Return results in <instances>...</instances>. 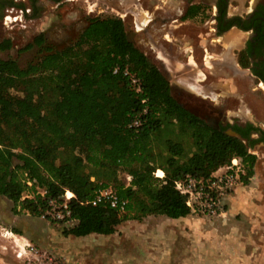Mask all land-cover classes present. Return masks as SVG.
<instances>
[{"label": "trees", "instance_id": "obj_1", "mask_svg": "<svg viewBox=\"0 0 264 264\" xmlns=\"http://www.w3.org/2000/svg\"><path fill=\"white\" fill-rule=\"evenodd\" d=\"M10 46L0 41V50ZM32 47L39 55L23 67L0 59V195L14 210L40 216L69 191L75 223L63 234L109 235L124 220L189 215L175 187L187 175L208 178L239 158L240 181L252 176L255 141L185 108L158 66L128 41L120 17L87 18L62 47L39 33L23 50ZM105 187L126 200L124 211L86 203Z\"/></svg>", "mask_w": 264, "mask_h": 264}, {"label": "rangeland", "instance_id": "obj_2", "mask_svg": "<svg viewBox=\"0 0 264 264\" xmlns=\"http://www.w3.org/2000/svg\"><path fill=\"white\" fill-rule=\"evenodd\" d=\"M1 1H13L14 6L0 8V41L9 39L11 44L9 49L0 50V59H16L23 67L39 55L37 47L23 50L37 34L43 33L48 43L62 47L77 37L87 18L117 16L128 32H134L136 46L167 76L173 96L184 107L212 126L236 112L264 126V101L252 90L256 87L252 76L236 67L232 70L236 75L228 79L232 63L227 48L216 74L210 63L205 67L191 58L187 50L196 43V33H191L188 22L171 21L181 6L177 0ZM157 4L162 8H157ZM161 17L165 18L162 27L157 23ZM230 40H235L234 34ZM224 76L225 80H219ZM211 92H221V96L215 97ZM249 152L256 156L253 174L246 184L239 180L224 197V214L190 212L182 219L159 215L157 220L145 222L140 230L136 220L128 219L118 224L112 235L66 236L63 229L74 221L43 218L19 207L14 210L13 203L0 195V264H149L147 250L151 246L147 242L149 247L125 241L127 233L139 231L155 232L157 238L172 235L197 239L190 241L192 246L187 251L177 250L170 256L160 253L157 261L165 264H264V143L253 144ZM228 165L217 174L224 173ZM159 171L157 176H162ZM201 235L208 236L202 237L207 240L199 241Z\"/></svg>", "mask_w": 264, "mask_h": 264}, {"label": "flooded vegetation", "instance_id": "obj_3", "mask_svg": "<svg viewBox=\"0 0 264 264\" xmlns=\"http://www.w3.org/2000/svg\"><path fill=\"white\" fill-rule=\"evenodd\" d=\"M177 1L181 3V6L176 14L177 17L171 21H179V24H183L185 22L189 23L188 28L191 33H196L194 35L197 38V41L195 44L192 43L187 51L190 52V56L193 60L197 59L198 62L205 67L206 63H212L211 66L213 68V74L218 73L220 70L218 67V65H220L219 61L223 60L226 56V33L231 29H235L237 32L241 33L238 43L230 45L227 48L229 50V59L232 63V67L230 66L229 68L230 74L228 79L230 80L232 79V75H236L235 72L232 73L233 68L235 69L238 67L239 70H247L256 84V87L252 90L255 91L257 95L261 96L264 101V0H245L242 7L239 4H235L237 0H232L233 2L231 0ZM3 5L14 6V2L1 1L0 8L3 7ZM157 8H162V5L157 4ZM186 12H188V14L184 17ZM1 16L3 15L0 10V18ZM163 18L164 17L157 18V23L160 27L163 26L165 19ZM200 21H202V23L199 25ZM178 26L179 25H174V27ZM201 26L203 29L199 31L197 28ZM158 29L159 27H157V30ZM125 31L126 38L128 35L131 39L130 42L136 46L133 38L134 32H128L126 30V26ZM211 35L214 37H210ZM207 38L208 41L204 42ZM166 40L168 42L171 41L170 39ZM198 46L201 47L200 50L198 49ZM190 56H188V58ZM241 62L245 63L246 66H242L240 64ZM225 78L226 77L224 76L219 78V80H225ZM170 87L172 91L173 88L171 84ZM212 94L215 97L221 96V92H215V94ZM206 97L210 98L209 95ZM210 100L214 101L213 98H210ZM234 126L238 128L239 132L233 129ZM215 127H225L226 133L230 134V132H227V130H230L232 132L231 135L237 137H241L242 133H247L248 137H244L243 140L248 143L250 141H255L253 144L264 143V126H262L261 123L256 124L251 119L244 116L240 117L233 115L229 119L224 118V121L219 122ZM252 145L250 148H252Z\"/></svg>", "mask_w": 264, "mask_h": 264}, {"label": "built area", "instance_id": "obj_4", "mask_svg": "<svg viewBox=\"0 0 264 264\" xmlns=\"http://www.w3.org/2000/svg\"><path fill=\"white\" fill-rule=\"evenodd\" d=\"M131 80L136 82V78L133 76H131ZM137 124L138 121L135 120L134 125ZM241 169L242 163L240 159L233 158L224 173L212 175L208 178H195L187 175L184 179L175 181V187L186 196L185 203L191 212H199L207 216H219L225 213L224 197L234 189L240 180ZM154 174L157 176V171ZM163 175L157 177L162 178ZM70 195L67 196V191H65L60 203L50 200L41 216L57 221H74L71 219V213L68 208L69 200L74 197L73 193H70ZM101 202L107 203L110 207L121 212L124 211L126 205V200L120 199L110 187L99 189L95 192L94 197L86 203L96 205Z\"/></svg>", "mask_w": 264, "mask_h": 264}, {"label": "crops", "instance_id": "obj_5", "mask_svg": "<svg viewBox=\"0 0 264 264\" xmlns=\"http://www.w3.org/2000/svg\"><path fill=\"white\" fill-rule=\"evenodd\" d=\"M244 1L245 0H237L236 1L237 3L235 2V4H239L242 7L244 4ZM232 33L235 35L234 41L230 40V36L233 35ZM240 37H241L240 32H237V30H235V29H231L225 35L226 47L228 48V46H230V45L237 44L238 40H240ZM180 50H182L181 47H180ZM212 56H214V55H212ZM177 62L182 63V61H180V60ZM165 77H167V76L165 75ZM235 115L238 116L239 114L236 112ZM221 169H222V167H219L216 171L213 172V174H217ZM230 193H231V191H230ZM229 194L227 196H229ZM157 216H159V215H156V216L155 215H147V216L143 217L141 220H136V225L138 227V230H140L139 227L144 225L145 222L151 221V219L157 220ZM166 218H168V217H166ZM183 218H185V217H183ZM168 219H171V218H168ZM178 219H180V218H178ZM109 235H112V234H109ZM165 236L160 235L159 238H157L158 236H157V233H155V232H153L152 234H149V233L147 234V233H145V231L144 232L139 231L138 234L127 233V238H125V241L135 242V243L137 242L139 247H140V242L145 243V244H143L144 247H149V246H146V244L148 243L151 246L150 249L148 248V250H147L148 251L147 254L149 255L147 257L149 260L148 263L149 264H165L161 260L157 261V257H159L160 253H162V252L165 254L169 253V256H170L172 252H176L177 250L187 251L188 248H190L192 246L190 241L197 240L196 238H193V239L190 238V236L182 237L180 239L177 238V236H175V237H171L172 235H169V236L167 235L166 237ZM199 237H201V238H199V241H205V240H207V238L205 239L202 237H208V236L201 235ZM162 242H164V244H162ZM183 242H185V243H183ZM208 246H209L208 244L205 245V247H208ZM132 255H133V253H132Z\"/></svg>", "mask_w": 264, "mask_h": 264}, {"label": "bare ground", "instance_id": "obj_6", "mask_svg": "<svg viewBox=\"0 0 264 264\" xmlns=\"http://www.w3.org/2000/svg\"><path fill=\"white\" fill-rule=\"evenodd\" d=\"M159 174L162 175V174H163V171L160 170V171H159ZM70 193H71V192L67 191V196H71Z\"/></svg>", "mask_w": 264, "mask_h": 264}, {"label": "water", "instance_id": "obj_7", "mask_svg": "<svg viewBox=\"0 0 264 264\" xmlns=\"http://www.w3.org/2000/svg\"><path fill=\"white\" fill-rule=\"evenodd\" d=\"M127 39H128V41H131V39L129 38V36L127 35ZM231 134V133H230Z\"/></svg>", "mask_w": 264, "mask_h": 264}]
</instances>
